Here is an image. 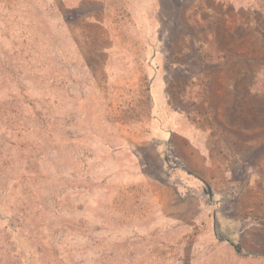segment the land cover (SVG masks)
<instances>
[{
	"label": "rangeland",
	"instance_id": "rangeland-1",
	"mask_svg": "<svg viewBox=\"0 0 264 264\" xmlns=\"http://www.w3.org/2000/svg\"><path fill=\"white\" fill-rule=\"evenodd\" d=\"M0 264H264V0H0Z\"/></svg>",
	"mask_w": 264,
	"mask_h": 264
}]
</instances>
